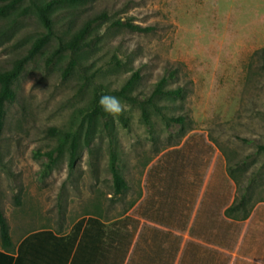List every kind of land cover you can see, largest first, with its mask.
<instances>
[{
  "label": "rangeland",
  "instance_id": "374dc122",
  "mask_svg": "<svg viewBox=\"0 0 264 264\" xmlns=\"http://www.w3.org/2000/svg\"><path fill=\"white\" fill-rule=\"evenodd\" d=\"M103 12L107 17L87 37L90 46L53 54L61 38ZM51 16L54 34L33 11L0 17V70L24 61L0 136V205L14 242L42 228L67 232L82 217L108 222L131 213L145 195L150 164L196 132L213 145V160L218 157L229 176L233 198L248 190L249 217L233 219L243 232L230 264H264V0H89L54 7ZM127 21L151 29L133 30ZM43 36L45 43L31 53ZM72 58L78 59L73 66ZM135 71L134 96L146 98L171 72L169 86L182 87L183 96L158 98L161 111L148 106L146 120L138 103L115 93ZM104 94L117 96L127 109L110 116L127 182L121 194L114 192L111 137L101 116L85 142L87 113ZM179 115L182 123L168 120ZM76 131V167L69 168L66 144L43 176L44 153Z\"/></svg>",
  "mask_w": 264,
  "mask_h": 264
},
{
  "label": "trees",
  "instance_id": "16d2710c",
  "mask_svg": "<svg viewBox=\"0 0 264 264\" xmlns=\"http://www.w3.org/2000/svg\"><path fill=\"white\" fill-rule=\"evenodd\" d=\"M87 1L0 0V17L16 10L20 15L33 11L48 34H54L51 16L54 7L74 6ZM106 17V12H103L88 19L68 39L61 38L53 54L66 50L80 52L90 46L87 37L94 23ZM115 23L124 25L121 19ZM127 26L140 31L151 29L131 21H127ZM44 43V36L37 38L31 53H36ZM77 60L72 58L70 65H75ZM23 68L24 61L19 59L10 69L0 70V136L5 127L7 105L16 99L14 86ZM173 76L171 72L169 77ZM169 77L163 76L152 93L140 99L132 94L140 78L139 72L135 71L115 93L138 103L148 120V106L161 111L157 105L158 98L183 96L182 87L169 86ZM98 101L99 98L87 113L89 125L85 142L90 143L92 125L96 117L101 116L111 137L110 170L114 192L121 194L127 188V182L120 170L110 116L100 108ZM168 120L182 123L185 118L179 115ZM80 134L76 131L71 140L66 138L44 153L48 161L41 169L43 176L54 169L57 154L63 153L66 144L69 168L73 170L76 167L80 156ZM260 148L264 149V146ZM213 158V145L205 144L204 135L194 132L182 145L165 150L150 164L145 175V195L131 213L108 222L99 216L82 217L64 234L51 228L34 230L24 237L17 249L0 205V264H230L232 253L239 251L236 245L243 232V225L233 219L244 221L249 217L246 204L248 190H244L241 198H233L231 180L224 169H219L218 157L215 161ZM249 232L250 222L241 244Z\"/></svg>",
  "mask_w": 264,
  "mask_h": 264
},
{
  "label": "clouds",
  "instance_id": "9594fccd",
  "mask_svg": "<svg viewBox=\"0 0 264 264\" xmlns=\"http://www.w3.org/2000/svg\"><path fill=\"white\" fill-rule=\"evenodd\" d=\"M32 86L33 82L29 81ZM99 106L100 108L109 116L113 118L119 116L123 112H125L126 106L121 102V100L112 94H104L99 98Z\"/></svg>",
  "mask_w": 264,
  "mask_h": 264
},
{
  "label": "crops",
  "instance_id": "0c3cea01",
  "mask_svg": "<svg viewBox=\"0 0 264 264\" xmlns=\"http://www.w3.org/2000/svg\"><path fill=\"white\" fill-rule=\"evenodd\" d=\"M71 229V228H70ZM70 229L67 231V232H64V233H68L69 231H70ZM61 233H63V232H61ZM63 233V234H64ZM27 235V234H26ZM25 235V236H26ZM24 236V237H25ZM24 237L22 238V239H20L18 242H14V239H13V243H14V246H15V248L17 249L18 248V246H19V244L21 243V241L24 239ZM12 238H13V236H12ZM17 243V244H16ZM0 250H2V247H1V239H0Z\"/></svg>",
  "mask_w": 264,
  "mask_h": 264
}]
</instances>
